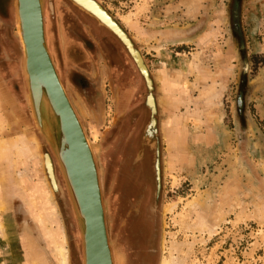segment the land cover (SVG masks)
Instances as JSON below:
<instances>
[{
    "label": "rangeland",
    "instance_id": "374dc122",
    "mask_svg": "<svg viewBox=\"0 0 264 264\" xmlns=\"http://www.w3.org/2000/svg\"><path fill=\"white\" fill-rule=\"evenodd\" d=\"M95 1L141 54L152 90L119 37L71 0H44V19L95 154L114 263L264 264V0ZM15 17L14 0H0V264H60L52 233L68 264H83L65 179L29 107ZM139 215L146 231L130 226Z\"/></svg>",
    "mask_w": 264,
    "mask_h": 264
},
{
    "label": "water",
    "instance_id": "95a60500",
    "mask_svg": "<svg viewBox=\"0 0 264 264\" xmlns=\"http://www.w3.org/2000/svg\"><path fill=\"white\" fill-rule=\"evenodd\" d=\"M16 1L14 0L15 15ZM71 1L75 3L74 0ZM95 3L97 2L95 1ZM75 4L79 6L77 3ZM17 5L26 47L25 52L21 44L23 51L22 70L27 87L29 107L35 127L41 137L43 136L48 139L45 143L47 145L48 142L50 150L57 159L65 179L67 191L81 233L83 264H115L109 241L105 204L97 161L81 119L67 94L48 49L44 19V0H18ZM97 7L100 9L101 5L97 3ZM99 11L109 16L115 28L105 25L88 10L86 12L97 18L119 37L145 76L149 89L152 90L153 82L150 78L149 70L144 64L141 54L134 48L127 33L125 34L112 21V17L107 14V11L103 8ZM16 26L18 33H20L17 17ZM136 54L139 55L141 61L137 59ZM25 61L26 66L24 64ZM27 73L31 78L32 89L29 85L30 80ZM152 96L150 95V97ZM151 109L153 115H155L156 107L154 104ZM156 124L157 120L153 118L149 129L156 127ZM148 135H151L149 131ZM41 156L44 161L48 160L50 163V168L48 169L44 166V170L53 190L57 192L59 185L52 156L49 153H44ZM158 166L157 168H159Z\"/></svg>",
    "mask_w": 264,
    "mask_h": 264
},
{
    "label": "bare ground",
    "instance_id": "6f19581e",
    "mask_svg": "<svg viewBox=\"0 0 264 264\" xmlns=\"http://www.w3.org/2000/svg\"><path fill=\"white\" fill-rule=\"evenodd\" d=\"M18 1V0H17ZM17 1H16V17H17V20H18V25H19V29H20V33H18V36H19V40H20V43L23 45V48H24V50H25V52H26V47H25V42H24V39H23V34H22V29H21V22H20V17H19V10H18V5H17ZM75 1V3H77L80 7H82L83 9H85L86 11L88 10L89 12H91L93 15H95L97 18H99L100 19V21H102L105 25H107V26H109L110 28L112 27V28H115V26H114V24L110 21V19H109V16H107V15H105L106 13H103L102 11H99L100 9H102L101 7H100V9H98V7H97V3H95V1L94 0H74ZM108 14V13H107ZM15 17V18H16ZM111 18V17H110ZM112 19V18H111ZM126 20H128L127 18L125 19V21ZM112 21H114L113 19H112ZM115 22V21H114ZM43 23H44V21H43ZM127 23V22H126ZM115 24H117V22H115ZM118 25V24H117ZM119 26V25H118ZM119 28L121 29V30H123L120 26H119ZM124 31V30H123ZM125 32V31H124ZM126 34V33H125ZM50 52V51H49ZM136 57H137V59L139 60V61H141L140 60V57H139V55L138 54H136ZM24 64H25V66H26V61L24 62ZM24 66V67H25ZM22 69H23V66H22ZM26 69V68H25ZM28 74V73H27ZM24 76V75H23ZM28 78H29V85H30V88L32 89V83H31V78H30V75L28 74ZM25 82V81H24ZM27 88V87H26ZM0 96L2 97V98H5V96H6V92H4V93H0ZM7 96H8V93H7ZM1 102V101H0ZM149 105H150V107L151 108H153V104H154V106H155V101H154V97L152 96V97H150V99H149ZM12 104V103H11ZM178 125V124H177ZM176 126V125H175ZM148 130V129H147ZM146 130V131H147ZM44 138V141H46V140H48V139H46L45 137H43ZM37 141V140H36ZM37 145H39L38 147L40 148V144H39V141L37 142ZM47 145H49L48 144V142H47ZM42 155V154H41ZM40 156V155H39ZM42 165H43V168H44V166L45 167H47L48 169L50 168V163L48 162V160H46V161H42ZM0 169H1V165H0ZM5 171V170H4ZM2 171H0V189H2L4 186L1 184V182L3 181V179H4V177H2V173H1ZM23 182V181H22ZM4 183V182H3ZM3 189H5V187L3 188ZM3 191V190H2ZM1 191V192H2ZM35 191H31V193H30V199H31V202L33 203V204H36V202H35V200H36V198H35ZM51 196V195H50ZM5 199H6V196L5 195H1V193H0V210H2V209H4V207L6 206V201H5ZM48 201H49V197H46L45 198V200H44V205L42 206V210L40 211V213H39V219H40V221L43 223V224H45V225H47V223H48V214H45V212H46V210H45V206H46V204H48ZM52 206V205H51ZM2 212V211H1ZM47 213V212H46ZM50 214V213H49ZM51 215V214H50ZM51 223V222H50ZM52 238H53V243H54V247L56 248V253H57V256H58V258H59V260H60V264H68V254H67V249H66V245H64V244H66L65 243V241L63 240H61L60 241V239L61 238H58L57 236H55V234L54 233H52ZM0 237L3 239V240H6L7 239V229L5 228V226H4V223H2V222H0ZM2 260V259H1ZM18 260V258L16 257L15 258V261H17ZM7 260H2V262H1V264H7ZM15 264H17V262H15ZM20 264V263H19ZM165 264H178L177 263V261L176 260H172V261H168L167 263H165Z\"/></svg>",
    "mask_w": 264,
    "mask_h": 264
},
{
    "label": "flooded vegetation",
    "instance_id": "af4514ba",
    "mask_svg": "<svg viewBox=\"0 0 264 264\" xmlns=\"http://www.w3.org/2000/svg\"><path fill=\"white\" fill-rule=\"evenodd\" d=\"M152 159L155 162V164H156V162H158V155H157L156 152H155V154H153ZM155 178H156V174H155ZM142 194L145 196V206H144V209H147V207L150 206L149 205L150 204L149 199L151 197V193L149 194V188H148V186H145V189L142 190ZM159 199H160V196L158 195V193L155 194L154 197H153V199H152L153 201H151V202H153V205L155 207L157 206ZM139 224H140V226H143V229L145 230L144 223H143V218H141V215H139L135 219L131 220L130 226L136 228L137 226H139Z\"/></svg>",
    "mask_w": 264,
    "mask_h": 264
},
{
    "label": "crops",
    "instance_id": "0c3cea01",
    "mask_svg": "<svg viewBox=\"0 0 264 264\" xmlns=\"http://www.w3.org/2000/svg\"><path fill=\"white\" fill-rule=\"evenodd\" d=\"M207 138H206V141L204 143H207L204 147H207L208 146V142L210 145L212 144H215V142L217 141V132L216 131H212V132H209L207 133ZM183 143V147L182 148H187L186 145H185V142L182 141ZM182 145V144H181ZM23 155H28V151L26 150L25 154L23 153Z\"/></svg>",
    "mask_w": 264,
    "mask_h": 264
}]
</instances>
